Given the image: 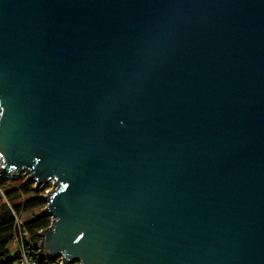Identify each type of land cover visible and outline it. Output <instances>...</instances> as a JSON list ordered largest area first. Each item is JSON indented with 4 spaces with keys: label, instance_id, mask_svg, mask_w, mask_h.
Listing matches in <instances>:
<instances>
[{
    "label": "water",
    "instance_id": "water-1",
    "mask_svg": "<svg viewBox=\"0 0 264 264\" xmlns=\"http://www.w3.org/2000/svg\"><path fill=\"white\" fill-rule=\"evenodd\" d=\"M0 172L41 262L264 264V0H0Z\"/></svg>",
    "mask_w": 264,
    "mask_h": 264
},
{
    "label": "trees",
    "instance_id": "trees-1",
    "mask_svg": "<svg viewBox=\"0 0 264 264\" xmlns=\"http://www.w3.org/2000/svg\"><path fill=\"white\" fill-rule=\"evenodd\" d=\"M51 184L36 186L25 175L5 177L0 172V264H13L22 258V248L36 256L40 241L39 231L47 228L51 217L43 214L47 201L45 193ZM39 209L29 219L22 220L24 213ZM15 242L14 249L9 244ZM40 264H50L41 262ZM78 264V263H75Z\"/></svg>",
    "mask_w": 264,
    "mask_h": 264
},
{
    "label": "built area",
    "instance_id": "built-area-1",
    "mask_svg": "<svg viewBox=\"0 0 264 264\" xmlns=\"http://www.w3.org/2000/svg\"><path fill=\"white\" fill-rule=\"evenodd\" d=\"M46 263H51L48 261H44ZM56 264H61L62 261L60 259H57ZM15 264H40L41 261L39 259V252L37 253V255L34 257L31 254H29L28 252H26L23 248H22V258L16 262H14ZM13 263V264H14Z\"/></svg>",
    "mask_w": 264,
    "mask_h": 264
},
{
    "label": "rangeland",
    "instance_id": "rangeland-1",
    "mask_svg": "<svg viewBox=\"0 0 264 264\" xmlns=\"http://www.w3.org/2000/svg\"><path fill=\"white\" fill-rule=\"evenodd\" d=\"M38 211H39V209L34 210V211H30V212H28V213H24V214H22L21 219H22V220H27V219H29L33 214L38 213ZM15 246H16V243H15V242H12V243L9 244V248H10V249H14ZM14 264H15V263H14ZM50 264H56V262H51Z\"/></svg>",
    "mask_w": 264,
    "mask_h": 264
}]
</instances>
